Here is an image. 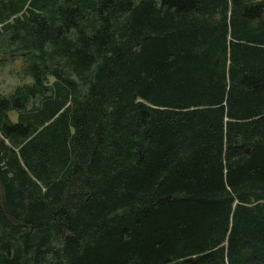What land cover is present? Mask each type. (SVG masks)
<instances>
[{
  "label": "trees",
  "instance_id": "obj_1",
  "mask_svg": "<svg viewBox=\"0 0 264 264\" xmlns=\"http://www.w3.org/2000/svg\"><path fill=\"white\" fill-rule=\"evenodd\" d=\"M0 264H264V0H0Z\"/></svg>",
  "mask_w": 264,
  "mask_h": 264
},
{
  "label": "rangeland",
  "instance_id": "obj_2",
  "mask_svg": "<svg viewBox=\"0 0 264 264\" xmlns=\"http://www.w3.org/2000/svg\"><path fill=\"white\" fill-rule=\"evenodd\" d=\"M28 79L21 76V57L6 61L0 66V95L10 93L16 84Z\"/></svg>",
  "mask_w": 264,
  "mask_h": 264
}]
</instances>
